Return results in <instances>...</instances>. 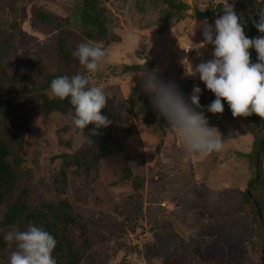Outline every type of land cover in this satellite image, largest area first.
Instances as JSON below:
<instances>
[{
	"label": "rangeland",
	"instance_id": "1",
	"mask_svg": "<svg viewBox=\"0 0 264 264\" xmlns=\"http://www.w3.org/2000/svg\"><path fill=\"white\" fill-rule=\"evenodd\" d=\"M181 1L190 6L187 12L190 17L195 9L206 10L210 5L224 2ZM75 3V0H22L17 3V13L0 9V26L17 18L21 27L16 32L17 50L5 62L9 75L16 74L30 85L40 87L44 80L37 69L44 73L57 71L58 58L53 50L57 34L54 35L55 31L48 25L36 22L35 10L70 21L65 29L71 41V52L78 44L90 42L74 18ZM143 3L141 0H112L107 3V18L112 22L110 31L121 42L107 48L90 42L104 47L110 56L92 79L96 86L105 90L123 116L129 114L128 99L133 91L141 100L150 98L142 88L141 72L124 74L125 66L151 63L162 81L189 88L191 92L194 86L199 85L200 98L208 91L199 75L189 76L187 69L189 64L195 69L199 63L213 58L208 56V50L214 45L206 44L203 36L205 23H211L188 18L172 31L162 33L158 26L165 7L160 1L153 11L142 13L139 6ZM31 37L42 43L39 49H30ZM188 46L194 47L189 56L185 55ZM147 58L149 61L146 62ZM76 62L79 72L87 74L77 58ZM25 101L31 108L28 100ZM33 109L36 114L31 117V134L23 152L28 161L26 166L33 170L27 182L37 186L38 197L50 198L44 194L41 181L59 172L61 161L55 158L79 151L88 137L85 138L83 132L73 126L72 113H55L47 119L37 108ZM212 119L209 126L220 132L224 148L206 158L187 155L167 123V135L162 137L160 131L155 133L148 129L142 117L135 119L143 149L135 151L131 158L134 171L146 174L145 190L135 193L123 185L113 189V170L119 161L114 159L106 168L103 167V180L96 187L101 198L99 206L95 203L76 204L78 210L87 212L86 220L91 225L96 243L82 264H164L167 259L178 264H263V254L256 253L253 246L252 240L256 235L250 222L239 215L243 193L252 187L247 186L252 172L242 156L252 152L254 138L245 128L242 117L233 118L232 114L224 112L214 114ZM161 144L163 147L158 152ZM215 156L218 157L216 160ZM73 182L74 178L70 176L69 199L75 203L76 189L78 194L82 191L79 190L81 182ZM15 197L12 195L7 205L12 204ZM14 250L15 244H10L7 258ZM0 264L9 263L0 260Z\"/></svg>",
	"mask_w": 264,
	"mask_h": 264
},
{
	"label": "trees",
	"instance_id": "2",
	"mask_svg": "<svg viewBox=\"0 0 264 264\" xmlns=\"http://www.w3.org/2000/svg\"><path fill=\"white\" fill-rule=\"evenodd\" d=\"M20 1L22 0H0V9L8 10L11 14L17 13L19 9L17 3ZM75 1L73 14L76 17L74 18L76 23L78 22L85 30L88 41L103 44L106 48L121 42L109 28L112 22L107 18L106 4L112 0ZM141 1L144 2L139 6L142 13L153 11L160 5V1L165 7L162 21L158 26L162 33L172 31L188 18L213 23L223 14V3L210 5L206 10L195 9L190 17L187 13L190 6L181 0ZM229 4L234 5L235 12L246 6L237 14L245 35L250 39L260 35L254 26V21L258 20L256 12L264 7V1L231 0ZM34 19L40 24L48 25L55 31L54 35L57 34V44L53 47L54 54L58 58L57 71L44 73L37 69L44 80L40 87L30 85L25 78L16 74H8L5 62L17 50L16 32L21 27L17 18L13 22H5L0 26V260L9 263L6 255L10 243L4 239L5 235L13 230L25 231L31 223L48 231L56 239L57 245L53 256L57 264H82L87 255L94 250L96 243L90 230L91 225L86 220L87 212L78 210L76 204L95 203L99 206L101 198L97 194V183L103 180V167L106 168L109 161L114 159L119 163L113 170L111 187L118 189L119 185H123L130 187L135 193H143L146 174L140 175L134 171L131 158L135 151L143 149L135 119L142 117L146 127L155 133L160 131L162 137L167 135L165 129L167 121L153 108L150 98L141 100L136 91H133L128 99L130 111L126 116L116 109L113 100L108 97L107 106L101 110V114L108 117L112 123L108 127L98 129V135H91L94 126L88 125L83 132L84 137H88L84 146L74 154H62L56 157L55 159L61 161L59 172L41 181L45 189L44 194L49 195L50 198L38 197L37 186L27 182L33 170L26 166L28 161L23 153L31 134V117L36 114L33 107L47 119L55 113L62 115L73 113L69 99L61 101L50 98V84L58 76L71 77L82 73L76 68V57L72 55L71 41L66 34L65 27L70 21L59 20L58 16L42 10L34 11ZM31 42L29 43L31 50L39 49L42 44L33 37ZM208 51V56L213 57L214 47H210ZM249 52L251 62H257L256 51L249 49ZM123 71L124 74L130 72L137 74L144 71L155 72V68L153 64L148 63L137 67L125 66ZM164 82L168 83L166 80ZM177 89L190 103L191 90L183 87H177ZM214 99V94L210 90L206 91L205 96L200 98L201 107L195 109L203 111L208 121L213 120L214 114L207 112L206 109ZM25 100L32 105L31 108ZM222 103L224 104L223 113L227 112L231 115L227 102L222 101ZM221 118L220 116V121ZM242 121L249 134L253 136L254 144L252 152L242 156L246 159L248 170L252 172V177L250 176L249 182L247 181V186L252 185V187L249 188V193L246 190L243 193L239 215L250 222V227L256 235V238L252 240L253 246L256 253L263 254V260H261L264 264V120L253 114L250 117H242ZM162 147L161 144L158 152ZM217 156L214 157L215 160ZM228 159L234 160L232 157ZM70 176L75 182L78 181L76 184L81 182L79 190L82 193L78 194L76 189L75 203L69 199ZM12 195H16L15 200L7 205ZM92 198H94L93 201ZM164 264L178 263L167 259Z\"/></svg>",
	"mask_w": 264,
	"mask_h": 264
},
{
	"label": "clouds",
	"instance_id": "3",
	"mask_svg": "<svg viewBox=\"0 0 264 264\" xmlns=\"http://www.w3.org/2000/svg\"><path fill=\"white\" fill-rule=\"evenodd\" d=\"M222 11L215 20L214 30L207 23L203 28L205 43L214 45L213 58L199 63L195 69L189 64L187 75L195 77L198 74L207 90L214 94L215 99L207 106V112L222 114V101H226L233 118L255 114L264 120V7L257 10L258 20L254 21L260 35L251 39L245 35L234 5L224 0ZM249 49L256 51L257 62H251ZM72 55L87 74L56 77L50 84V98L69 99L74 110L73 126L84 132L91 124L94 127L90 134L98 135L97 130L108 127L112 121L101 114L107 106L108 95L95 85L92 77L110 56L105 49L90 42L78 44ZM140 75L142 88L150 96L153 108L167 121L187 155L206 158L223 150L224 140L218 130L209 126L203 111L195 110L201 107L198 86H194L189 103L174 83H165L155 72L144 71ZM4 239L15 244L9 264H57L53 256L57 241L41 227L30 223L27 230L9 231Z\"/></svg>",
	"mask_w": 264,
	"mask_h": 264
},
{
	"label": "built area",
	"instance_id": "4",
	"mask_svg": "<svg viewBox=\"0 0 264 264\" xmlns=\"http://www.w3.org/2000/svg\"><path fill=\"white\" fill-rule=\"evenodd\" d=\"M189 47H192V46H188V47H186V49H185V54H190V53H192L193 49L186 51Z\"/></svg>",
	"mask_w": 264,
	"mask_h": 264
},
{
	"label": "crops",
	"instance_id": "5",
	"mask_svg": "<svg viewBox=\"0 0 264 264\" xmlns=\"http://www.w3.org/2000/svg\"><path fill=\"white\" fill-rule=\"evenodd\" d=\"M197 22H199V21H197ZM197 22H196V23H197ZM207 22L210 23L209 21H207ZM214 24H215V21H214L213 23H211V25H214ZM209 25H210V24H209ZM165 36H166V35H165ZM167 40H168V39H167ZM169 41H170V40H169ZM167 42H168V41H167ZM167 42H166V46L169 47V44H168ZM145 185H146V183H145Z\"/></svg>",
	"mask_w": 264,
	"mask_h": 264
},
{
	"label": "water",
	"instance_id": "6",
	"mask_svg": "<svg viewBox=\"0 0 264 264\" xmlns=\"http://www.w3.org/2000/svg\"><path fill=\"white\" fill-rule=\"evenodd\" d=\"M245 8V6L242 8V9H240V10H238L237 12H236V14H238L241 10H243ZM147 60L149 61V58H147L146 59V62H147ZM250 192V189L248 190V193Z\"/></svg>",
	"mask_w": 264,
	"mask_h": 264
},
{
	"label": "bare ground",
	"instance_id": "7",
	"mask_svg": "<svg viewBox=\"0 0 264 264\" xmlns=\"http://www.w3.org/2000/svg\"><path fill=\"white\" fill-rule=\"evenodd\" d=\"M141 30H142V28H141ZM162 78V77H161ZM191 83V82H190ZM199 86V85H198ZM202 87V86H201ZM205 87V86H204ZM205 89V88H204ZM133 90V89H132ZM210 94V93H209ZM167 123V122H166ZM151 131V130H150ZM167 132V131H166ZM153 133V132H152ZM264 177V176H263ZM255 233V232H254ZM170 257V256H169Z\"/></svg>",
	"mask_w": 264,
	"mask_h": 264
}]
</instances>
